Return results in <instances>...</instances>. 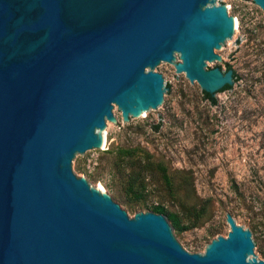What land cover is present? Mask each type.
<instances>
[{"label": "water", "instance_id": "1", "mask_svg": "<svg viewBox=\"0 0 264 264\" xmlns=\"http://www.w3.org/2000/svg\"><path fill=\"white\" fill-rule=\"evenodd\" d=\"M233 28L219 0H0V264H264L229 213L189 252L165 215L129 217L70 166L102 148L113 105L128 121L161 103V62L215 105L240 78L214 52Z\"/></svg>", "mask_w": 264, "mask_h": 264}, {"label": "rangeland", "instance_id": "2", "mask_svg": "<svg viewBox=\"0 0 264 264\" xmlns=\"http://www.w3.org/2000/svg\"><path fill=\"white\" fill-rule=\"evenodd\" d=\"M219 1L238 24L214 50L240 77L231 90L216 91L210 106L206 98L201 102L196 81L191 84L171 63L161 62L153 68L169 84L161 103L143 116L128 115V121L113 105L118 126L105 120L103 147L75 154L70 166L129 217L155 205L176 213L186 226L177 229L168 222L189 252L201 253L211 238L225 236L224 212L229 213L250 231L253 252L264 260V11L249 0ZM237 35L243 39L234 51ZM230 52L231 60L225 58ZM215 65L224 71L222 62H206L208 68ZM120 148H136L137 156L119 155ZM138 179L146 190L134 200L127 183Z\"/></svg>", "mask_w": 264, "mask_h": 264}, {"label": "trees", "instance_id": "3", "mask_svg": "<svg viewBox=\"0 0 264 264\" xmlns=\"http://www.w3.org/2000/svg\"><path fill=\"white\" fill-rule=\"evenodd\" d=\"M207 99V98H206ZM119 155L126 156V157H133L137 156V149L136 148H120L118 149ZM143 158L148 159L149 155L145 152L141 153ZM161 169V168H160ZM163 171V169H161ZM127 193L131 196L132 199L138 200L142 197L143 193L146 190V184L143 179H138L136 182H128L127 183ZM151 211L155 213H161L166 216L168 221L175 227V228H182L186 225H180V219L178 215L174 212H166L162 205H155L151 208Z\"/></svg>", "mask_w": 264, "mask_h": 264}, {"label": "bare ground", "instance_id": "4", "mask_svg": "<svg viewBox=\"0 0 264 264\" xmlns=\"http://www.w3.org/2000/svg\"><path fill=\"white\" fill-rule=\"evenodd\" d=\"M234 20H235V28H237V19L236 18H234ZM234 29V28H233ZM104 142H105V140L103 141V145H104ZM103 145H102V147H103Z\"/></svg>", "mask_w": 264, "mask_h": 264}]
</instances>
